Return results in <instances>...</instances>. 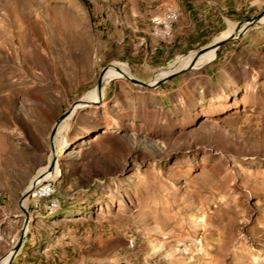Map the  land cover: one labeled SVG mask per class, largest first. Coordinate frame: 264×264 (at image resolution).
Instances as JSON below:
<instances>
[{"label":"rangeland","instance_id":"1","mask_svg":"<svg viewBox=\"0 0 264 264\" xmlns=\"http://www.w3.org/2000/svg\"><path fill=\"white\" fill-rule=\"evenodd\" d=\"M159 2L183 17L154 59L148 16L132 17L152 0H0V259L22 237L9 264H264V21L155 88L102 82L98 103L64 119L58 209L23 196L56 120L111 61L150 82L264 10Z\"/></svg>","mask_w":264,"mask_h":264},{"label":"bare ground","instance_id":"2","mask_svg":"<svg viewBox=\"0 0 264 264\" xmlns=\"http://www.w3.org/2000/svg\"><path fill=\"white\" fill-rule=\"evenodd\" d=\"M159 1L160 0H152V2H155V3L159 2ZM161 8H167V12H172V16H170V20L167 22L166 26H157L156 24H153L154 23V15L151 16L149 19V34H150V37L154 41H156L158 43H165V42L170 40V38L173 34L175 24L179 20L181 13H180L179 9L172 7V6H169V5H163ZM155 17H165V10H159V12L157 14H155ZM263 21H264V16L262 18H260L259 23H261ZM231 24H233V23H231ZM244 25H245V22L244 23L242 22L240 25L236 26L235 28L228 27V29L224 30L217 37H215L211 43L204 46L205 49L196 58V61L194 63L193 68L200 66V65H203V64H206V63L210 62L211 60H213L215 57V54H216V49L214 47H212V45L215 42H218L220 40H224L226 38H229L232 35L238 34V32H240L243 29ZM194 54H195V51L189 52L188 54H185V55L176 56L174 62L170 66H168V68L161 69L158 72V74L155 76L154 80L151 81V83L171 74L172 72H175V71H178L182 68H185L192 61ZM124 75L132 76L129 74L127 65H125L124 63H121L119 61H111L109 63V65L103 70L102 75H101V79H102V82H107L108 80L113 79V78L124 77ZM101 95H102V89L99 92L95 86L94 88L89 90L86 94H84L82 96L81 100L84 102H94V101H97L98 98H101ZM87 105L88 104L78 103L77 105H75V107L77 108L80 106H87ZM65 126L66 125H64V120L61 121L60 124L58 125L55 135H57L59 137L56 136L53 139L54 152L50 153V157H49L50 159H49V162L47 163V165L44 166L43 168H41V176L36 177L30 183V185L27 187L26 191H29L36 183L40 182V178L45 177V176H46V178H48L57 172V162H55L54 167L52 169H48V166H49L51 157L54 156L55 158H57L61 154V152L58 149V146L63 147V145H64V139H63V136L61 133L66 129ZM46 178H44V179H46ZM55 199H57V197L55 196V190L54 189H50L49 191H42V192H40V195L37 196V206L40 203H44L46 206V201H52ZM25 203H26V199L24 198L21 201L20 206L24 208ZM58 207H59V205L56 207L47 208V209L50 212H54L58 209ZM26 231H27V225L23 227V235L26 234ZM15 254L13 253V250H10L5 256H3L0 259V264H7L8 261Z\"/></svg>","mask_w":264,"mask_h":264},{"label":"water","instance_id":"3","mask_svg":"<svg viewBox=\"0 0 264 264\" xmlns=\"http://www.w3.org/2000/svg\"><path fill=\"white\" fill-rule=\"evenodd\" d=\"M263 16H264V10L261 13H259L258 15L254 16L253 18H250V19L246 20L243 29L240 32H238V34L232 35L229 38H226L224 40H220L218 42H215L212 45V47H214L217 50L221 45H223V44H225V43H227L229 41L235 40L236 38L240 37L247 29L255 26L259 22L260 18H262ZM204 49L205 48L202 47V48L196 50L195 54H194V56L192 58V61L185 68H182V69H180L178 71L172 72L171 74H169V75H167V76H165V77H163V78H161L159 80H156V81H154L152 83H151V81L147 82V81H142V80L136 79L133 76L124 75V77L129 79L134 84H138V85L146 87V88H155V87L159 86L160 84H162L163 82L175 77L176 75H179V74H181V73H183V72H185V71H187L189 69H192L193 66H194V63L196 61V58L204 51ZM101 75H102V73H101ZM101 75H100V77L98 79V82L96 84V89L99 92L101 91V88H102ZM99 101H100V98H98V100L94 101V102H84L81 99H79L78 101L72 103L71 106L65 112H63L61 114V116L56 120V122H55V124H54V126H53V128H52V130L50 132L49 140H50L51 153L54 152L53 139H54V136H55V133H56V129H57L58 125L60 124V122L63 121L65 118H67L70 114H72V112L76 109L75 105H77L78 103H81V104H96ZM55 162H56V158L54 156L51 157L48 169H52L54 167ZM28 194H29V191H25L23 196L24 197L28 196ZM25 213H26V211H25ZM27 224H28V216L26 214V217H25V220H24V226H26ZM21 241H22V237H21L20 241L18 242V244L13 249V253L14 254L18 250V248H19V246L21 244ZM10 261H11V259L8 261L7 264H9Z\"/></svg>","mask_w":264,"mask_h":264},{"label":"crops","instance_id":"4","mask_svg":"<svg viewBox=\"0 0 264 264\" xmlns=\"http://www.w3.org/2000/svg\"><path fill=\"white\" fill-rule=\"evenodd\" d=\"M157 3H160V2H157ZM156 3V4H157ZM155 4V5H156ZM126 4H124L123 5V7H122V9L123 10H125L126 8H127V6H125ZM162 7V5H161V3H160V8ZM142 9H143V11H138V12H136V13H132V17L133 18H135V17H138L140 20H142V18H144V16H145V18H146V15L148 16V18H147V21H148V23L146 24V26L144 27V29L147 31V32H149V18L153 15V14H156V13H158L159 12V10L157 9V7H154V9L153 10H150L147 6H145V5H143L142 7H141ZM180 13H181V15H180V18H179V20L176 22V24H175V27H174V30H173V34H175V33H177L178 32V30L180 29V23H181V20H182V17H183V14H182V12H181V10H180ZM120 15L122 16V18H124V17H126V13H120ZM135 25H137L136 24V22L134 23ZM141 25H143V23L141 22L140 23ZM141 29H143V27L141 28ZM151 38V37H150ZM151 40H152V43H153V46L151 47V51L153 52V47H155V48H157V50L156 51H154V53H153V57L152 58H156V59H158V58H162L161 56H160V54L161 55H165L166 53H167V50L170 48V44L168 45H161V44H159L158 42H156V41H154L152 38H151ZM170 42V41H169ZM168 43V42H167ZM139 45H142L140 42H139ZM149 46L148 45H145L144 47H142V48H140L143 52H146V50H147V48H148ZM31 202V204H32V206H34V201H30Z\"/></svg>","mask_w":264,"mask_h":264},{"label":"built area","instance_id":"5","mask_svg":"<svg viewBox=\"0 0 264 264\" xmlns=\"http://www.w3.org/2000/svg\"><path fill=\"white\" fill-rule=\"evenodd\" d=\"M155 7H157L158 10H165V17H155V14H153V24H156L157 26H166L167 22L170 20V16H172V12H167V8H160V3H157ZM156 50L157 48L153 47V52ZM50 189H54L53 180L49 178L42 179L30 189L28 198H30V200H33L35 206L37 207V196L40 195V192L49 191ZM58 205H60L58 198L52 201H46V208H53Z\"/></svg>","mask_w":264,"mask_h":264}]
</instances>
